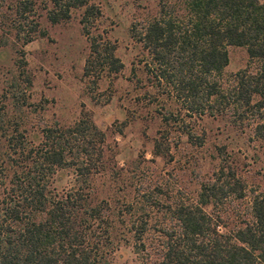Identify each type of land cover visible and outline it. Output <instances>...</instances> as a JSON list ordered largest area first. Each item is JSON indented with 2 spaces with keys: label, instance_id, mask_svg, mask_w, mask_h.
Here are the masks:
<instances>
[{
  "label": "trees",
  "instance_id": "trees-1",
  "mask_svg": "<svg viewBox=\"0 0 264 264\" xmlns=\"http://www.w3.org/2000/svg\"><path fill=\"white\" fill-rule=\"evenodd\" d=\"M42 1L52 23L82 9L84 76L99 81L123 70L115 43L104 31L94 33L102 17L97 5ZM15 7V32L26 44L38 32L37 23L20 25L34 1ZM129 32L141 48L144 93L160 104L154 156L169 154L171 130L203 146L201 137L193 140V124L204 117L264 143V0H158L156 14L133 21ZM231 46L244 48L247 60L226 73ZM25 117L0 120V264H116L127 245L133 264H264V192L247 188L226 146L217 147V163L193 197L156 183L123 200H97L92 185L116 169L117 143L87 111L70 124H29ZM64 170L71 185L59 190L55 181Z\"/></svg>",
  "mask_w": 264,
  "mask_h": 264
},
{
  "label": "rangeland",
  "instance_id": "rangeland-1",
  "mask_svg": "<svg viewBox=\"0 0 264 264\" xmlns=\"http://www.w3.org/2000/svg\"><path fill=\"white\" fill-rule=\"evenodd\" d=\"M33 1L32 12L27 11V19L20 25L28 29L37 23L38 32L24 44L22 36L15 32L18 22L14 24L20 19L15 12L19 0H0V120L13 121L25 113L29 124H70L87 111L95 124L106 131L108 141L117 143L116 169L97 176L92 185L95 199L120 200L135 189L156 183L178 191L183 198L193 197L200 179L215 167L217 147L221 146H226V153L240 164L247 188L264 192V143L254 141L220 118L196 119L193 140L201 137L203 146L190 145L185 142L186 137L171 130L169 154H152L154 139L163 128L154 115L160 104H150L144 93L142 86L147 81L139 62L141 48L129 30L133 21L156 14L158 0H91L102 13L94 33L106 32L124 64L118 75L103 76L99 81L95 74L84 76L89 42L80 23L82 9L73 10L68 20L52 23L44 2ZM228 52L226 73L245 65L244 48L231 46ZM166 102L177 109L171 100ZM125 120L128 123L124 125ZM71 180V172L64 170L55 185L59 190L68 188ZM115 256L116 264H133L130 245L122 246Z\"/></svg>",
  "mask_w": 264,
  "mask_h": 264
}]
</instances>
